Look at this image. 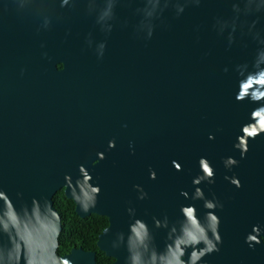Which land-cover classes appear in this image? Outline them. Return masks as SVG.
<instances>
[{
	"label": "water",
	"instance_id": "1",
	"mask_svg": "<svg viewBox=\"0 0 264 264\" xmlns=\"http://www.w3.org/2000/svg\"><path fill=\"white\" fill-rule=\"evenodd\" d=\"M248 12L245 0H0V264H96L83 248L58 253L61 190L81 217H108L97 246L113 264H190L205 246L193 241L214 243L196 187L217 202L222 242L195 264L220 250L251 263L264 100L236 96L242 67L264 53V18L251 28ZM201 157L213 183H193Z\"/></svg>",
	"mask_w": 264,
	"mask_h": 264
},
{
	"label": "clouds",
	"instance_id": "2",
	"mask_svg": "<svg viewBox=\"0 0 264 264\" xmlns=\"http://www.w3.org/2000/svg\"><path fill=\"white\" fill-rule=\"evenodd\" d=\"M255 3V0H245V4L246 7L249 9V16L252 17V19L249 22V26L251 28H255L258 24H260V21L262 18H264V7H260L257 6L256 8L252 9L251 5H253ZM264 55V53H258L257 57L255 59H253L251 61V64L249 65L248 63H245V65L242 67V71H241V76L238 80V93H237V100H244V99H249L252 102H258L260 100H264V88L261 89H257L256 85H253L252 90L250 92H246L244 94H240L239 92V85L241 83H243L244 81L248 80L250 77L253 78H260V77H264V61L260 60V57ZM261 83H264V80L261 81ZM210 139H213V136H209ZM110 145L112 147L115 146V141H110ZM235 147H237L239 149V146L236 144ZM248 148L244 149L243 151H241V157L243 158V156L245 155V153L247 152ZM225 166H232L238 163V161L233 158V157H228L225 161ZM174 167L176 168V170H181V164L173 161ZM199 166L200 169L202 171L201 175H198L194 178L193 183L195 185H199L202 181L207 180L209 183H213L214 182V169L211 166L210 162L208 161L207 158L205 157H201L199 159ZM150 176L151 178L155 179L156 173L155 171H151L150 172ZM225 179L229 180L230 183H232L233 185H235L236 187H240L241 186V182L239 180V178L232 176V177H228L226 176ZM182 195H184L185 197L188 196L187 192H182ZM195 196L200 198V199H204V207L206 209H210V212L206 213V218L210 217L211 221L214 224V228H213V237H214V243H209L207 240L204 241H193V243L195 245H200L201 243H203L205 246L203 248H199L200 249V253L199 255L196 254L195 249L192 247V252L190 255V264H195V262L197 260H201V258L208 253H211L212 251H218V244L221 241V236L219 234V223H220V218L217 214H215L214 211H211L213 209H215L217 207V202L213 199H206L204 197V192L200 187H196L195 188ZM222 207V205H221ZM182 211H186L188 216H192L193 212L196 210L194 205H188V206H183ZM190 210V211H189ZM157 223H159L157 221ZM250 241H254V242H250ZM246 242L250 243V246H252L255 243H260V240L257 239L254 236H251L250 234H248L246 236ZM191 246V245H189ZM185 253L182 252L181 255H184ZM176 264H183L182 261L179 260V258H177Z\"/></svg>",
	"mask_w": 264,
	"mask_h": 264
},
{
	"label": "trees",
	"instance_id": "3",
	"mask_svg": "<svg viewBox=\"0 0 264 264\" xmlns=\"http://www.w3.org/2000/svg\"><path fill=\"white\" fill-rule=\"evenodd\" d=\"M61 66L62 64H59V67ZM53 200L63 225L59 237V255L64 256L73 249L83 248L85 251L96 252V264H113L114 259L108 257L97 246L99 236L109 226L108 217L96 213L81 217L76 212L75 202L65 195L64 190L59 191Z\"/></svg>",
	"mask_w": 264,
	"mask_h": 264
},
{
	"label": "flooded vegetation",
	"instance_id": "4",
	"mask_svg": "<svg viewBox=\"0 0 264 264\" xmlns=\"http://www.w3.org/2000/svg\"><path fill=\"white\" fill-rule=\"evenodd\" d=\"M260 243L253 244V249L251 253V263L250 264H264V235L257 236ZM262 241V242H261ZM207 264H236L233 261H226L223 258V251L220 250V254H217L213 259L208 260Z\"/></svg>",
	"mask_w": 264,
	"mask_h": 264
},
{
	"label": "snow or ice",
	"instance_id": "5",
	"mask_svg": "<svg viewBox=\"0 0 264 264\" xmlns=\"http://www.w3.org/2000/svg\"><path fill=\"white\" fill-rule=\"evenodd\" d=\"M190 211V210H189Z\"/></svg>",
	"mask_w": 264,
	"mask_h": 264
}]
</instances>
